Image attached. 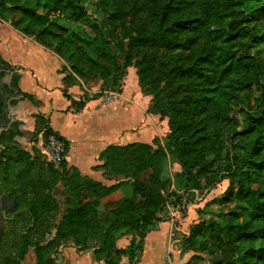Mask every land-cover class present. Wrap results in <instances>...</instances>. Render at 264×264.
<instances>
[{"label": "trees", "instance_id": "obj_1", "mask_svg": "<svg viewBox=\"0 0 264 264\" xmlns=\"http://www.w3.org/2000/svg\"><path fill=\"white\" fill-rule=\"evenodd\" d=\"M113 1L97 0L101 14L91 22L95 37L88 39L63 22L87 17L82 0H0V20L66 62V86L110 77L113 86L136 59L138 86L151 97L146 112L167 117L169 127L164 144L135 141L100 152L102 164L94 168L131 186L130 197L105 206L102 223L97 201L120 183L88 181L65 158L57 168L50 162L44 168L37 136L44 141L54 132L37 115L31 151L4 143L7 162L23 163L26 172L35 174L25 187L5 192L25 230L1 233L0 264H22L29 248L35 264H53L44 251L68 244L90 250L104 264H121V256L136 264L144 238L157 229V215L168 200L179 191L199 192L224 180L232 195L218 198L216 216L205 219L206 210L198 208L182 240L183 250L193 252L186 264H207L204 256L210 264H264V0H146L142 6L153 31L137 35L125 30ZM153 45L172 54L162 63L170 66L163 73L167 89L151 85L146 76L147 61L140 50ZM11 78L17 88V77ZM17 95L35 101L32 95ZM83 103L79 100L76 110ZM216 156H223L222 164L215 165ZM171 160L180 166L173 176L165 174ZM60 179L65 191L61 203L70 205L75 199L76 205L55 222L61 203L52 189ZM123 235H130V241L117 248L115 242Z\"/></svg>", "mask_w": 264, "mask_h": 264}, {"label": "crops", "instance_id": "obj_2", "mask_svg": "<svg viewBox=\"0 0 264 264\" xmlns=\"http://www.w3.org/2000/svg\"><path fill=\"white\" fill-rule=\"evenodd\" d=\"M5 25L6 28H3L7 33L0 36V57L7 75L17 77L18 94H29L35 99L31 102L21 97L12 110L15 119L20 122L23 137L26 136L30 141L35 130V117L39 115L46 127L65 140L67 166L76 168L87 180L100 182L104 186L125 182L120 176H105L102 169L94 166L102 164L99 154L108 145L143 142V134L137 136L136 133L141 131L138 124L143 123L142 126H145L148 123L146 109L149 98L136 86L137 104L143 111V118L137 120L132 118L130 99L124 100L122 97L123 86L116 95L105 97L100 94L84 100L83 90L93 92V88L87 89L81 81L66 86L63 78L70 70L60 56L33 38L19 33L6 23ZM79 100L84 103L76 110L75 104ZM40 136H37L36 145L41 150L43 140ZM197 204L187 205L181 216L159 221L157 229L145 236L136 264H164L162 259L167 255L169 264H186L193 252L183 250L182 240L196 218V210L191 207H199ZM129 241L130 235L120 236L115 246L124 248ZM59 252L61 258L58 264H104L102 261H95L90 250L78 251L74 246H69ZM56 261L58 260L55 259L53 264ZM120 263L127 264V257L121 256Z\"/></svg>", "mask_w": 264, "mask_h": 264}, {"label": "rangeland", "instance_id": "obj_3", "mask_svg": "<svg viewBox=\"0 0 264 264\" xmlns=\"http://www.w3.org/2000/svg\"><path fill=\"white\" fill-rule=\"evenodd\" d=\"M109 1H113V0H109ZM145 1L146 0H116V1H113L115 9L118 10L121 16V20L123 22L125 30L132 35L151 34V32L153 31V25L145 13L144 7L142 6V4ZM82 5L87 12L86 18L82 19L80 22H77V23L69 22L67 20H63V22L77 36L92 39L95 36L91 28V22L94 21V19L99 18L101 14L100 7L98 6L97 0H82ZM5 23L6 22H3L2 20H0V24H2L0 25V36L1 37L5 36L7 33V30L4 29L6 28ZM103 34L106 37H108L106 33H103ZM123 42L124 44H127V38H124ZM113 52L114 51L112 50L111 53L113 54ZM140 53L143 55V57L147 61L146 76L150 84L153 86L158 85V86H161L167 89L169 87L167 85L169 82H167V80L163 78V73L169 70L170 66H168L167 64H162V63H166L171 58L172 56L171 52L165 49L164 46L153 45V46L143 48L142 50H140ZM135 60L136 59L131 60V62L125 69L124 73L122 74L121 79L119 81L115 80L113 86H111L112 85L111 83L113 82L111 77L109 78L107 82H102L101 80L95 79V78H92V79L90 78L87 82H82V84H84L87 89L93 88L91 90H94L93 92H88L87 90H83L82 97L84 99H88L94 95H100V94L105 95V97L110 94L116 95L118 92L119 93L121 92L122 86H123L124 91H123L122 97L124 100L130 99L132 114H133L132 118L134 120L143 118V111L141 108L138 107L139 105V103L137 104L138 99L136 100V96H137L136 86H138V79L136 75V67L134 66ZM171 89L172 88H169L168 90L171 92ZM144 96H147L149 100L151 98L149 95L144 94ZM176 98L178 100L180 99L179 97H176ZM146 119L148 123H146L145 126H142L143 123L138 124L137 127L141 131H138L139 133L135 132L136 135L138 136V134L142 133L143 142L151 143L152 140H154L155 142L164 144L166 141L165 135L169 132L167 117H161L159 114L146 113ZM132 126H134V124ZM18 139L16 138L7 139L5 135L3 143L7 141L9 144L17 146L18 148L31 151L32 143L31 141H29V139L26 136L18 138ZM3 154H4V151L0 158V188L3 192L14 191L16 189L25 187L26 183L31 182L33 180V177L35 174L34 171L29 172V173L26 172L23 163L12 164L11 162H7L6 157H4ZM207 157L212 158L213 155L209 154ZM222 158L223 156H216L214 158L215 165L222 164L221 163L223 162ZM40 160L41 161L43 160V166L44 168H46L48 162L43 153L41 154ZM179 170H180V166L178 165V163L174 160H171L166 166L165 174L169 176H173L174 172H177ZM63 182L64 180L60 179L58 183L56 184V186H54L52 189V195L56 197L60 203L63 200V197L61 196L65 193ZM125 182H122L120 184V187L117 190H115L114 192L106 196L104 199H101L99 202L97 201L98 216H99L100 221H102V223H104L103 221L104 216L107 213L104 208L105 206L109 204V202L120 199V198L131 196V186L128 182L126 183ZM228 186H229L228 182L224 180V181L219 182L218 184L211 186L209 189H204L202 191L199 190L198 192L199 196L197 200H195V197H194L195 190L192 189L189 191H184L186 194V198L188 200L187 205H190V204L196 205V203H198L197 205L199 207L192 206L191 208L194 210H197L196 208H199V209L204 208L206 210V213L203 214L204 215L203 217L205 219L208 217V215L216 216L218 214V208H217L218 198L222 196L223 194H227V193L232 195L231 193L232 191L230 192L231 189ZM167 193H168V189L165 192V196L167 195ZM176 198H178L177 194H176ZM176 198L173 197L170 200H168V203L166 204L167 205L166 208L164 207V209L159 211L157 215L159 221L167 219L166 217L167 207L168 205L172 203L174 204L175 200H177ZM203 198L204 200L202 201ZM75 205H76L75 199L72 200V203L70 205H63L61 203L60 208L57 214L55 215V222L59 220L61 213L67 207L75 206ZM18 214H19V211L15 210L14 208L12 211L6 212L4 214V219H3L4 226H3L2 234H6L10 231H14L15 233H18L20 231L25 230L23 228H20L21 224L20 222H18L19 220ZM196 217H197V214H196ZM53 232L54 230L51 229L50 230L51 235ZM51 235L46 236V238L47 239L50 238ZM5 238H6V235L4 236V239ZM1 243L2 244L5 243V240H3V238H2ZM69 246H72V245L70 244L64 245L58 250H62L64 247H69ZM58 250L53 251V252L52 251L50 252L49 250H45L44 255L47 256L50 253L51 256L53 257V261L55 259L58 260L55 262L56 264H58L60 262L59 259L61 258L60 252ZM33 259H34V254L32 252V248H29L26 254L25 260L22 263L23 264H33ZM167 260H168V255L167 257H164L162 259V263L169 264ZM202 260L205 263L210 264V261L206 256H204Z\"/></svg>", "mask_w": 264, "mask_h": 264}, {"label": "flooded vegetation", "instance_id": "obj_4", "mask_svg": "<svg viewBox=\"0 0 264 264\" xmlns=\"http://www.w3.org/2000/svg\"><path fill=\"white\" fill-rule=\"evenodd\" d=\"M17 89L12 83L11 76L7 75V69L0 57V158L4 149V135L16 138L14 134L21 131L19 121L15 119L12 110L16 103ZM22 132V131H21ZM6 196L8 199H2ZM11 199L8 194L0 188V235L4 226V214L10 212L14 208V204H10Z\"/></svg>", "mask_w": 264, "mask_h": 264}, {"label": "built area", "instance_id": "obj_5", "mask_svg": "<svg viewBox=\"0 0 264 264\" xmlns=\"http://www.w3.org/2000/svg\"><path fill=\"white\" fill-rule=\"evenodd\" d=\"M67 152V145L65 140L54 134H48L44 141L43 147L41 148V153L45 155L47 162H50L57 168L60 162L65 158ZM177 200H175L174 204H170L167 207L166 217L169 219H173L176 215L181 216L183 211L186 209L187 206V198L186 194L183 191H179L177 193ZM198 191H194L195 200L198 199Z\"/></svg>", "mask_w": 264, "mask_h": 264}, {"label": "water", "instance_id": "obj_6", "mask_svg": "<svg viewBox=\"0 0 264 264\" xmlns=\"http://www.w3.org/2000/svg\"><path fill=\"white\" fill-rule=\"evenodd\" d=\"M15 100H20V96L19 95H17L16 97H15ZM2 199H4V200H6V199H8L6 196H3L2 197ZM10 204H14L13 202H10Z\"/></svg>", "mask_w": 264, "mask_h": 264}]
</instances>
